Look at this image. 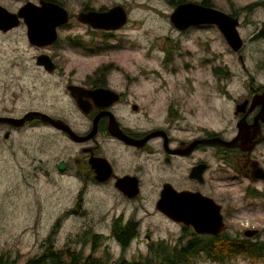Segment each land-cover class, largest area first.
Here are the masks:
<instances>
[{"label":"flooded vegetation","instance_id":"1","mask_svg":"<svg viewBox=\"0 0 264 264\" xmlns=\"http://www.w3.org/2000/svg\"><path fill=\"white\" fill-rule=\"evenodd\" d=\"M177 4L169 3L172 9ZM108 8H86L84 4L79 12ZM250 10L245 4L237 11H221L237 19L241 37L243 15ZM126 12L128 16L127 9ZM68 14V22L56 28L57 38L53 43L28 42L34 49L31 57L34 67L19 69L16 76L18 89L21 79L28 80L33 89L37 82L46 88L58 87L62 102L37 105L35 96L28 93V108L22 111L0 108V118H21L30 111H38L62 125L56 126L40 117L26 119L20 126L0 122L4 141L24 131L35 136L37 153L47 148L52 150L46 167L81 185L77 189V205L87 184L108 187L121 200L132 204L142 199V187L146 185L152 187L150 195L155 213L176 225L180 236L189 235L195 247L207 249L211 239L219 242L236 238L240 244L260 242L258 223L246 217L240 220L234 204L241 203L243 208L250 199L264 201V57L246 52L243 37L242 46L232 50L214 24L178 28L169 19L175 36L158 35L145 41L146 57L157 53L153 57L158 67H136L138 71L132 72L133 68L115 66L106 60L89 71L78 72L77 68L65 69L60 65L59 51L78 49L81 54L93 55L109 52L115 43L108 38L116 37L126 24L117 30L94 28L78 21L73 13L68 11ZM73 17L83 27L80 34L70 35ZM15 28L0 29V33ZM210 29L218 33V40L211 35L190 34ZM85 36L89 41L85 42ZM250 38L264 41V21L256 26ZM41 55L50 57L54 69L38 63ZM147 75L174 77L172 83L159 77L157 82L139 84V76L147 80ZM54 77L57 79L53 80ZM18 97L15 94L14 99ZM36 160L42 163L41 158ZM120 179L137 184L138 194L130 198L116 188ZM175 193L189 198L187 201L184 198V202L177 200L175 207L181 213L194 212L205 217L209 211L218 210L221 231L217 235L197 231L191 223L170 219L156 209L159 200L169 201ZM66 211L80 212L76 208ZM137 211L138 207H132L128 214L119 212L110 217L109 233H94L100 243L112 239L118 246L122 244L117 237L119 232L112 231L118 223L133 224L138 230L136 239L144 221ZM150 228L147 226L145 232L150 233ZM152 241L155 240L146 234L145 242Z\"/></svg>","mask_w":264,"mask_h":264},{"label":"rangeland","instance_id":"2","mask_svg":"<svg viewBox=\"0 0 264 264\" xmlns=\"http://www.w3.org/2000/svg\"><path fill=\"white\" fill-rule=\"evenodd\" d=\"M27 1L38 3L39 0H0V4L9 11L17 9ZM200 3L201 0H185ZM213 6L225 12L237 11V8L247 4L250 11L244 13V20L240 28V35L245 39L246 52L255 56L264 57V41L251 39L256 26L264 21V6L252 5L264 0H211ZM63 7L76 15L84 4L93 8L101 6L111 7L116 4L123 5L128 10V21L124 30L116 33V37L108 38L115 46L99 55L81 54L77 49L61 50L60 65L65 69L77 68L78 72H86L97 66L101 61L109 60L115 66L133 68L158 67L157 53L146 57L145 41L155 36L170 35L176 33L170 28L169 14L172 6L166 0H59ZM254 8V9H252ZM74 27L69 29L70 35L80 34L82 28L75 21ZM68 33V32H67ZM66 33V34H67ZM64 36V32L59 33ZM195 35H211L218 40V33L210 30H196L190 32ZM94 36V35H93ZM89 41L88 36L84 37ZM98 39V38H97ZM161 40V39H160ZM34 49L29 46L26 38V28L21 22L14 30L8 33H0V108H15L24 110L30 106L28 93L35 96L36 103H61L62 94L58 87H42L39 82L35 89L28 80H20L19 89L16 85V76L19 69L34 67L31 59ZM149 71V70H148ZM165 77L172 83L174 75H147L144 80L139 76L138 83L157 82L158 78ZM57 79L56 77L53 80ZM26 84V87L24 86ZM27 87L30 89L28 90ZM61 87V86H60ZM15 94L19 95L14 99ZM35 136L29 132H21L4 141L0 136V256L7 257L12 264H24L25 261L38 254L42 250V243L51 230L54 245L57 248L64 245L78 249L83 242V234L109 233L110 217L119 212L128 214L132 207H138L137 215L144 218L141 224L139 236L132 240L130 246L122 252L112 239L100 243L94 253L102 257L109 254L110 259H116L123 254L126 259L141 257L146 253V234H150L153 240L163 239L171 243L180 236L178 227L169 223L162 216L155 213V208L150 195L152 187H142V199L135 203L123 201L108 187H96L87 184L82 190V201L77 205V192L81 185L67 177L48 170L52 150L37 153L34 147ZM42 159V163L34 161ZM47 169L48 173H44ZM77 209V214L67 212L69 209ZM235 214L241 220L243 217L252 219L258 223L260 234L264 239V201L252 199L242 208L241 203L234 204ZM239 223V221H235ZM150 233L145 232L146 227ZM241 234V233H240ZM109 237V236H107ZM104 237V238H107ZM238 237V236H236ZM241 237V235L239 236ZM102 238V237H101ZM261 239V241H262ZM85 253L90 251L89 245L83 248ZM198 259L200 264H260L264 261L254 260L244 252L230 258L225 263L215 262L203 258Z\"/></svg>","mask_w":264,"mask_h":264},{"label":"water","instance_id":"3","mask_svg":"<svg viewBox=\"0 0 264 264\" xmlns=\"http://www.w3.org/2000/svg\"><path fill=\"white\" fill-rule=\"evenodd\" d=\"M127 17L126 9L121 4H116L105 11L90 9L85 12H79L76 15V19L82 23L90 24L94 28L110 30L120 29L126 24ZM68 19V11L63 5L55 1L39 0L38 3L27 1L21 5L16 12L9 11L0 4V29L7 31L13 27H17L20 21H22L26 27L28 42L36 45H48L53 43L57 38L56 28L67 23ZM169 19L178 28L202 23L214 24L219 28L232 50L237 51L239 46H242V39L237 31V19L217 8L203 6L196 2L185 1L178 3L174 7L172 13L169 15ZM38 63H41L49 70L55 67V64L47 55L39 56ZM33 117H40L43 121L55 124L56 126L62 125L49 115L38 111H30L21 118L1 117L0 122H8L20 126L26 119ZM133 183L129 184L124 181V179H120L115 184V187L131 198L136 196L139 191L137 184ZM175 194L179 196L178 199L176 195L170 196V202L168 198L161 199L156 203V209L163 212L170 219H183L186 223H191L197 231L208 232L215 235L221 231L222 221L218 210L209 213L207 218L194 212L181 213L176 209L175 204L177 200L184 202L186 197L183 194ZM210 202L212 201L210 200ZM210 205L211 203H209V206ZM252 233H254V231H252ZM248 235L251 236L252 234L249 233Z\"/></svg>","mask_w":264,"mask_h":264},{"label":"trees","instance_id":"4","mask_svg":"<svg viewBox=\"0 0 264 264\" xmlns=\"http://www.w3.org/2000/svg\"><path fill=\"white\" fill-rule=\"evenodd\" d=\"M50 1L60 3L59 0ZM166 1L173 5L185 2V0ZM200 3L213 5L211 0H201ZM256 4L264 6L263 2L253 3L252 5ZM85 6L88 8L87 4ZM54 231L51 230L45 237L42 243V250L33 257L28 258L24 264H200L198 259L202 254H204L203 258H207L208 260L211 259L215 262L225 263V261L235 257L240 252L246 253L254 260L264 261L263 241L240 244V239L236 238L222 239L219 242L211 239L207 243L209 248L199 249L193 245V239L187 234H182L174 243L163 239L149 242L146 253L141 257L126 259L121 254L116 259H110L108 253H105V256L102 257L95 256L94 253L100 245L97 234L89 233V236H86L88 232L83 234V237L86 238H83V247L81 246V248L75 249L67 244L57 248L53 241ZM112 231L115 233L119 232L117 237L122 241L120 245L122 252L125 251L129 242L138 235V230L130 222L114 224ZM87 244H90V251L85 253L83 248ZM0 264H12V260L10 261L7 257L3 259L0 256ZM260 264H264V262Z\"/></svg>","mask_w":264,"mask_h":264},{"label":"bare ground","instance_id":"5","mask_svg":"<svg viewBox=\"0 0 264 264\" xmlns=\"http://www.w3.org/2000/svg\"><path fill=\"white\" fill-rule=\"evenodd\" d=\"M211 210V209H210ZM209 213H211V211H209ZM209 213L205 216L207 218V216H209ZM212 216V215H211Z\"/></svg>","mask_w":264,"mask_h":264}]
</instances>
